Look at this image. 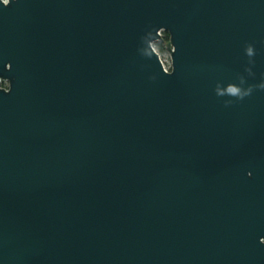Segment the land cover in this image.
I'll list each match as a JSON object with an SVG mask.
<instances>
[{"label":"water","instance_id":"1","mask_svg":"<svg viewBox=\"0 0 264 264\" xmlns=\"http://www.w3.org/2000/svg\"><path fill=\"white\" fill-rule=\"evenodd\" d=\"M0 264H264V0L0 2Z\"/></svg>","mask_w":264,"mask_h":264},{"label":"trees","instance_id":"2","mask_svg":"<svg viewBox=\"0 0 264 264\" xmlns=\"http://www.w3.org/2000/svg\"><path fill=\"white\" fill-rule=\"evenodd\" d=\"M161 33H162V41H157V42H155V44H157L159 50H165L164 43H166L168 41V34L165 31H163Z\"/></svg>","mask_w":264,"mask_h":264},{"label":"rangeland","instance_id":"3","mask_svg":"<svg viewBox=\"0 0 264 264\" xmlns=\"http://www.w3.org/2000/svg\"><path fill=\"white\" fill-rule=\"evenodd\" d=\"M165 44L166 43H164V45ZM153 45H154L155 50L160 54L162 59H166L167 60L169 58V54L166 51V49L165 50H159L157 44L153 43Z\"/></svg>","mask_w":264,"mask_h":264},{"label":"built area","instance_id":"4","mask_svg":"<svg viewBox=\"0 0 264 264\" xmlns=\"http://www.w3.org/2000/svg\"><path fill=\"white\" fill-rule=\"evenodd\" d=\"M153 48H154V45H153ZM155 49V48H154ZM156 51V50H155ZM158 53V52H157ZM159 54V53H158ZM159 58L162 60V62L167 66V67H170V60L169 58L166 60V59H162L160 54H159Z\"/></svg>","mask_w":264,"mask_h":264},{"label":"flooded vegetation","instance_id":"5","mask_svg":"<svg viewBox=\"0 0 264 264\" xmlns=\"http://www.w3.org/2000/svg\"><path fill=\"white\" fill-rule=\"evenodd\" d=\"M3 2H5V3H6V2H7V0H3Z\"/></svg>","mask_w":264,"mask_h":264},{"label":"clouds","instance_id":"6","mask_svg":"<svg viewBox=\"0 0 264 264\" xmlns=\"http://www.w3.org/2000/svg\"><path fill=\"white\" fill-rule=\"evenodd\" d=\"M0 2H3V0H0ZM10 2H11V0H10Z\"/></svg>","mask_w":264,"mask_h":264}]
</instances>
